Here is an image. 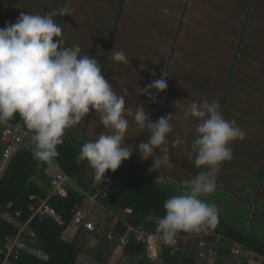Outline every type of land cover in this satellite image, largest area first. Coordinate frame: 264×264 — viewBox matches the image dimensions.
Here are the masks:
<instances>
[{"label":"rangeland","instance_id":"374dc122","mask_svg":"<svg viewBox=\"0 0 264 264\" xmlns=\"http://www.w3.org/2000/svg\"><path fill=\"white\" fill-rule=\"evenodd\" d=\"M121 1L70 0L66 27L79 35L106 40L107 22H113ZM20 5L28 8L25 14L33 15L57 12L59 6L50 0H22ZM84 9L89 13L82 16ZM68 38L79 40L73 35ZM77 45L100 55L96 42ZM112 51H123L129 60L128 64L116 62L111 52L104 75L113 90L125 98L129 123L125 143L133 147L125 162L131 167L142 164L145 177L175 194H185L186 182L203 170L195 166L191 147L199 121L186 116V110L193 101H218L225 119L235 121L246 135L243 140L231 142L233 159L220 166L216 190L201 198L217 206L223 222L245 228L264 240V0H124ZM161 78L166 80V90L143 91ZM225 90L228 95L224 104ZM138 105L144 106L153 122L172 116V132L167 136L172 167L162 165L157 171H148L153 158L142 160L138 145L147 142L151 133L141 130L134 117L127 114L134 113ZM101 134H110V130L101 124L100 113L93 111L86 142ZM177 139L183 142L174 146ZM162 155L159 149L154 153ZM52 165L53 170L48 169L50 175L59 170L55 162ZM92 175L89 166L85 179ZM84 209L97 225L107 224L111 229L116 223L110 222L112 214L99 205L86 203ZM72 230L76 232L77 228ZM180 236L183 241L176 264H187L183 258L190 256L195 257L197 264L237 262L231 255H220V251L210 262L202 261L198 258V236ZM79 242L94 252L83 254L85 264H137L136 259L122 253L114 255L109 248L106 262H97L95 255L101 241L86 235ZM210 242L214 248L222 246V239L216 236ZM158 261L150 264H164Z\"/></svg>","mask_w":264,"mask_h":264},{"label":"clouds","instance_id":"9594fccd","mask_svg":"<svg viewBox=\"0 0 264 264\" xmlns=\"http://www.w3.org/2000/svg\"><path fill=\"white\" fill-rule=\"evenodd\" d=\"M57 14H69L68 7L47 15L21 13L14 23L0 28V124L19 114L33 132L34 157L47 161L59 155L57 146L64 143L66 129L76 126L91 111L99 112L100 122L110 134L82 144L79 156L88 161L95 182L101 184L106 172H115L133 152L125 143L129 127L125 98L113 90L95 57L81 55L79 45L66 44L62 27L53 19ZM112 59L129 63L123 51H112ZM167 86L161 78L143 91H164ZM127 114L141 130L151 133L147 142L138 145L142 160L153 158L148 171H157L162 165L172 167L167 139L172 132V116L153 122L143 105ZM187 115L199 121L191 147L195 166L203 170L186 182L185 194L164 202L165 215L156 230L167 244H172L179 232H199L217 225V206L201 197L216 190L220 166L233 159L231 142L246 135L235 121L225 119L218 101H193ZM182 142L177 139L173 145ZM157 149L162 156H154Z\"/></svg>","mask_w":264,"mask_h":264},{"label":"trees","instance_id":"16d2710c","mask_svg":"<svg viewBox=\"0 0 264 264\" xmlns=\"http://www.w3.org/2000/svg\"><path fill=\"white\" fill-rule=\"evenodd\" d=\"M22 0H0V28L8 23H13L28 8L20 5ZM52 3H58L59 10L63 7H69L70 0H50ZM123 2L119 4L117 15L113 17V22L107 18V39L103 40L101 36H85L70 31L67 27L68 14L53 16V19L62 27V33L68 46L77 45L85 41L96 42L101 49L100 55H94L93 50L86 52L81 49V55L93 56L97 59L102 68V74L105 75L106 65L110 58L112 48L114 47V39L117 34ZM85 12L88 10H82ZM18 12V13H17ZM95 15V14H94ZM108 17V16H107ZM84 30H87L86 28ZM87 32V31H86ZM68 35H73L79 40H69ZM82 40V41H81ZM66 45V46H67ZM232 70L229 75H232ZM228 85V84H227ZM227 87V86H226ZM226 89V88H225ZM224 91L223 103H226L225 97L228 95ZM91 111L74 127L65 130L64 143L57 146L58 156L52 157L47 161L38 160L32 152L31 137L33 132L26 128L24 121L16 114L13 119L8 121L15 126L27 131V136L20 144L18 151L11 157L9 162L1 169L4 160V145L0 142V247L6 242L7 237H15L18 228L10 224L6 219V215L11 213H21V220L27 222L33 211L31 206L42 200H47L48 204L56 211L55 216L38 215L29 223V231H34L37 235L35 248H39L45 253V257L40 258L30 252H21L19 256L12 258L11 264H85L86 260L83 254L91 252V248L86 243H78L81 237L90 235L93 239L101 241V248L97 250L95 260L97 262H106V249L110 246L108 234L124 233L127 222L135 228H140L146 232H151L162 236L157 232L159 220L165 215L164 202L175 194L145 177L142 174L143 165L137 167L129 166L125 161L115 171H107L106 174L120 179V182L112 185L105 194L97 196V204L106 212L111 213L110 222L116 223L110 229V226L96 224V230L87 232L83 226L77 228L76 232L72 230L74 211L82 205H86L88 195H96L103 184H99L94 180L93 175L89 179H85L86 171L89 168L87 160L81 159L79 152L81 145L89 139L87 128L92 117ZM55 162L60 170L68 175L70 181L66 184V196L51 195L48 191L52 175L48 169ZM34 197V198H33ZM131 209V213L126 210ZM116 216V217H115ZM122 217L124 220H117ZM111 231H110V230ZM74 233V234H73ZM86 233V234H85ZM183 233L188 237H196L200 234L221 235L222 246L220 255L230 254V243L228 240H234L245 246V250L241 255L242 262L237 264H247L248 257H254L255 253L264 257V240L260 237L248 232L245 228L234 226L233 224L223 222L218 217V223L215 227H204L199 232ZM85 234V235H84ZM181 241L178 243L177 249L171 244L164 243L159 259L164 264H176L178 249L181 248ZM123 256L134 258L137 264L158 263V260H152L145 255V248L138 244L133 237L130 236L127 245L123 250ZM184 262L187 264H197L195 257H185ZM4 261V256L0 255V262Z\"/></svg>","mask_w":264,"mask_h":264},{"label":"built area","instance_id":"2783aa9c","mask_svg":"<svg viewBox=\"0 0 264 264\" xmlns=\"http://www.w3.org/2000/svg\"><path fill=\"white\" fill-rule=\"evenodd\" d=\"M29 136V133L12 123L0 124V142L4 145L3 156L4 160L1 165V169L9 162L11 157L18 151L20 144L24 139ZM70 181V178L62 170H57L51 178L50 187L48 191L51 195H61L66 196V184ZM120 182V179L114 178L113 176L106 174L104 180L102 181L103 187L99 190L96 195H88L87 203L91 205L97 204V196L100 194H105L104 192L108 190L112 185ZM34 198V197H33ZM85 205L79 206L74 211V218L72 227L79 228L83 226L86 231L93 232L96 230V223L93 222L87 216ZM33 214L27 222L21 220V213L17 212L15 215L8 213L5 219L18 228V233L15 237H7L6 242L0 247V255L4 256V261L0 264H11V259H16L21 252H30L37 257H45V253L39 248H35L37 241V235L34 231H29L30 221L38 215H50L55 216L56 211L48 204L47 200H42L31 206ZM127 213H131V209L126 210ZM126 226V231L124 233H110L108 234V240L110 241V248L114 252L123 253L124 248L127 245L128 239L131 235L135 238L138 244H141L145 248V255L152 260H159L160 253L162 251V246L165 243L162 236L146 232L140 228H135L124 222ZM212 236H216L219 239L223 237L221 235L215 234H200L198 236V258L200 260H212L217 258L220 247L214 248L211 244ZM180 234H177L175 241L171 244L177 249L178 243L181 240ZM230 243V254L232 257L237 259V262H242L243 259L241 255L245 250V246L241 243L228 240ZM219 249V250H218ZM239 260V261H238ZM247 264H264V257L256 254L254 257H248L246 260Z\"/></svg>","mask_w":264,"mask_h":264},{"label":"crops","instance_id":"0c3cea01","mask_svg":"<svg viewBox=\"0 0 264 264\" xmlns=\"http://www.w3.org/2000/svg\"><path fill=\"white\" fill-rule=\"evenodd\" d=\"M53 167H54V165H52V166L50 167L49 171L53 170ZM56 171H57V170H56ZM50 173H51V172H50ZM103 223H104V222H103ZM103 225H106V226H107V224H103ZM87 232H88V231H87ZM248 232H250V231H248ZM114 233H115V232H114ZM250 233H252V232H250ZM108 248H109V251L112 252L114 255L119 253V252H114L113 249L110 248V246H109ZM122 255H123V253H122ZM210 261H211V260H209V262H210ZM236 264H237V262H236Z\"/></svg>","mask_w":264,"mask_h":264}]
</instances>
